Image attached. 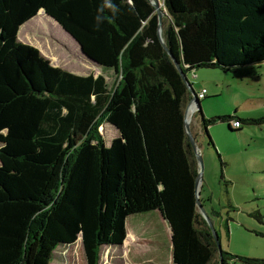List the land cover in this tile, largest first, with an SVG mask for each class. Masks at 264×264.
I'll use <instances>...</instances> for the list:
<instances>
[{"label":"trees","instance_id":"obj_1","mask_svg":"<svg viewBox=\"0 0 264 264\" xmlns=\"http://www.w3.org/2000/svg\"><path fill=\"white\" fill-rule=\"evenodd\" d=\"M164 3V42L187 77L264 63V0ZM41 10L112 84L54 67L19 41ZM190 99L149 0H0V264H35L43 238L82 246L99 264L103 247L124 244L129 216L153 211L172 229L174 264H264L220 252L198 210ZM233 120L251 123L203 118L212 146L208 128L241 131ZM105 124L119 132L110 146Z\"/></svg>","mask_w":264,"mask_h":264},{"label":"rangeland","instance_id":"obj_2","mask_svg":"<svg viewBox=\"0 0 264 264\" xmlns=\"http://www.w3.org/2000/svg\"><path fill=\"white\" fill-rule=\"evenodd\" d=\"M158 1L165 11L164 22L168 23L164 0ZM18 39L38 49L54 67L80 76L102 74L110 84L113 82L112 73L95 67L79 45L45 13L23 25ZM195 73L197 79L188 74L195 92L207 89L210 95L201 104L206 119L235 115L251 121L243 124L238 132L231 131L227 123L210 126L208 133L214 146L204 131L200 135L198 153L203 164L200 196L203 208L223 251L264 259V63L237 67L231 72L205 68ZM106 125L105 134L100 133L109 145L119 134L115 127ZM152 214L157 212L131 215L127 223L130 227L142 224L141 227L155 229L166 252L171 239L163 223L161 225ZM134 256L132 252L129 258L125 246L103 247L99 264H132L130 259ZM35 264H87V261L82 246L56 245L43 238ZM163 264L169 263L163 260Z\"/></svg>","mask_w":264,"mask_h":264},{"label":"crops","instance_id":"obj_3","mask_svg":"<svg viewBox=\"0 0 264 264\" xmlns=\"http://www.w3.org/2000/svg\"><path fill=\"white\" fill-rule=\"evenodd\" d=\"M42 11L43 10H41L39 13H42ZM202 90H199L196 93H199ZM209 96L207 94V97L204 100L208 99ZM204 100H201L200 103L202 104V101ZM201 110H202V107H201ZM192 118H193V122L191 124V132L194 135L197 146L199 148L198 140H199L200 135L203 133L202 120L203 118H205V116L203 114V111L202 113H200V109H199L198 112H193ZM103 127L107 128V125L105 124L103 125ZM113 140H111L110 144L107 146H110ZM155 212H157V214L156 215L152 214V215L157 219V221H159L161 225L163 223L166 229V233L168 234V237H170L171 239V243L167 245V248H166L167 251L165 252L163 248L164 244H160L158 240L159 236H157V231L155 229H152V230L147 229L146 225L144 227H141L142 224H138V225L134 224L132 227H130V225L126 222L127 238L125 242L127 241L129 245H125V247H126L127 254L129 255V258L131 257L132 252H134L135 254V256L133 257V260L132 258L130 259V262L132 264H163V260H167L169 264H174L172 229L170 225L168 224V222L163 218L162 214L159 211H155Z\"/></svg>","mask_w":264,"mask_h":264},{"label":"water","instance_id":"obj_4","mask_svg":"<svg viewBox=\"0 0 264 264\" xmlns=\"http://www.w3.org/2000/svg\"><path fill=\"white\" fill-rule=\"evenodd\" d=\"M149 1H150L151 5L155 8V12H156L157 17H158V37H159L161 43L163 44L164 48L168 52L169 56L173 60L175 66H176L177 70L179 71V73L181 75V78H182L183 82L185 83V85L187 86V88L189 90V93H190V96H191L190 102L188 103V106H187V108L185 110L184 124H185V131H186L187 137H188V139L190 141V144H191V146L193 148V151H194V153L196 155V158H197V161H198V168L199 169H198V176H197V179H196V200H197V206H198V210H199L200 214L206 220L208 226L210 227L212 235H213V237H214V239H215V241L217 243L218 250L221 252L222 248H221V243H220L219 236H218L213 224L211 223V221L209 219V216L205 212V210L203 208V205H202V202H201V199H200L201 186H202L203 164L201 162L202 161L201 157H200V155L198 153L199 152V148L197 146L196 139H195L194 135L191 132L190 121H188L189 109L192 106H194L195 107L194 112H198L199 109L201 108V103H200V100L197 98V93L195 92V90L193 89L191 83L189 82V79H188L187 75L184 73V71H183V69L181 67V64L177 61V59L173 56V54L168 50V48L165 45L164 38H163V25H164L165 11H163L161 9V6H160L158 0H149ZM200 166L202 167V170H200ZM79 238H81V237H79ZM121 246H123V244ZM220 264H223L222 261H220Z\"/></svg>","mask_w":264,"mask_h":264},{"label":"built area","instance_id":"obj_5","mask_svg":"<svg viewBox=\"0 0 264 264\" xmlns=\"http://www.w3.org/2000/svg\"><path fill=\"white\" fill-rule=\"evenodd\" d=\"M193 79H197L196 73H192ZM208 91L206 89H203L201 92L197 93V98L201 101L204 100L207 97ZM241 122L239 120H233L231 121L230 125L233 129H239L241 128Z\"/></svg>","mask_w":264,"mask_h":264},{"label":"bare ground","instance_id":"obj_6","mask_svg":"<svg viewBox=\"0 0 264 264\" xmlns=\"http://www.w3.org/2000/svg\"><path fill=\"white\" fill-rule=\"evenodd\" d=\"M194 110H195V107H194V106H192V107L189 109V112H188V121L191 120V114L193 115ZM190 112H191V114L189 115ZM80 240H82V239L80 238Z\"/></svg>","mask_w":264,"mask_h":264}]
</instances>
